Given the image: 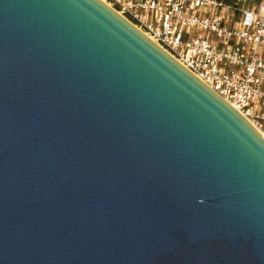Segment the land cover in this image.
Listing matches in <instances>:
<instances>
[{
  "label": "water",
  "instance_id": "95a60500",
  "mask_svg": "<svg viewBox=\"0 0 264 264\" xmlns=\"http://www.w3.org/2000/svg\"><path fill=\"white\" fill-rule=\"evenodd\" d=\"M0 264H264V136L102 0H0Z\"/></svg>",
  "mask_w": 264,
  "mask_h": 264
},
{
  "label": "built area",
  "instance_id": "2783aa9c",
  "mask_svg": "<svg viewBox=\"0 0 264 264\" xmlns=\"http://www.w3.org/2000/svg\"><path fill=\"white\" fill-rule=\"evenodd\" d=\"M264 136V0H102Z\"/></svg>",
  "mask_w": 264,
  "mask_h": 264
},
{
  "label": "trees",
  "instance_id": "16d2710c",
  "mask_svg": "<svg viewBox=\"0 0 264 264\" xmlns=\"http://www.w3.org/2000/svg\"><path fill=\"white\" fill-rule=\"evenodd\" d=\"M222 1H224L226 3H230L232 0H222Z\"/></svg>",
  "mask_w": 264,
  "mask_h": 264
},
{
  "label": "bare ground",
  "instance_id": "6f19581e",
  "mask_svg": "<svg viewBox=\"0 0 264 264\" xmlns=\"http://www.w3.org/2000/svg\"><path fill=\"white\" fill-rule=\"evenodd\" d=\"M104 2V1H103ZM106 3V2H105ZM107 4V3H106Z\"/></svg>",
  "mask_w": 264,
  "mask_h": 264
}]
</instances>
